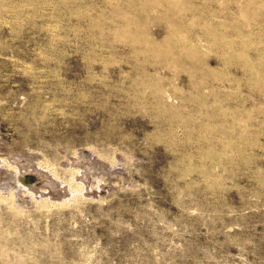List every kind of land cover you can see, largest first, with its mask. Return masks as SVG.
<instances>
[{
    "label": "rangeland",
    "instance_id": "374dc122",
    "mask_svg": "<svg viewBox=\"0 0 264 264\" xmlns=\"http://www.w3.org/2000/svg\"><path fill=\"white\" fill-rule=\"evenodd\" d=\"M231 1H0V264H264V0Z\"/></svg>",
    "mask_w": 264,
    "mask_h": 264
},
{
    "label": "bare ground",
    "instance_id": "6f19581e",
    "mask_svg": "<svg viewBox=\"0 0 264 264\" xmlns=\"http://www.w3.org/2000/svg\"><path fill=\"white\" fill-rule=\"evenodd\" d=\"M0 1H1V0H0ZM4 1H5V0H4ZM151 1H152V0H151ZM153 1H154V0H153ZM153 1L150 2V0H149L150 3H153V4H154ZM211 1H212V0H211ZM214 1H215V0H214ZM230 1H231V0H230ZM123 2H124V1H123ZM145 2H146V1H145ZM159 2H160V1H159ZM168 2H169V0H168ZM231 2H232V1H231ZM160 3H161V2H160ZM170 3H171V2H170ZM174 3H175V2H174ZM117 4H118V3H117ZM147 4H148V3H147ZM153 4H152V5H153ZM181 4H182V2H181ZM191 4H192V3H191ZM2 5H4V4H2ZM150 5H151V4H150ZM165 5H166V4H165ZM176 5H177V4H176ZM145 6H146V5H145ZM147 6H148V5H147ZM192 6H193V5H192ZM104 7H105V6H104ZM104 7H103V8H104ZM123 7H124V6H123ZM151 7H153V6H151ZM151 7H150V8H151ZM159 8H160V7H159ZM200 8H201V7H200ZM1 9H3V8H1ZM207 9H208V8H207ZM214 9H215V7H214ZM152 10H153V9H152ZM152 10H151V11H152ZM175 10H176V9H175ZM109 11H110V10H109ZM176 11H177V10H176ZM191 11H193V10H191ZM205 11H206V10H205ZM216 11H217V10H216ZM218 11H219V10H218ZM0 13H1V12H0ZM182 13H183V12H182ZM7 14H8V13H7ZM191 14H192V13H191ZM195 14H196V13H195ZM210 14H211V13H210ZM262 14H263V13H262ZM262 14H261V15H262ZM192 15H193V14H192ZM214 15H215V13H214ZM250 15H251V14H250ZM135 16H136V15H135ZM148 16H149V15H148ZM164 16H165V15H164ZM186 16H187V15H186ZM198 16H199V15H198ZM203 16H204V15H203ZM108 17H109V16H108ZM166 17H167V16H166ZM176 17H177V16H176ZM179 17H180V16H179ZM201 17H202V16H201ZM205 17H206V16H205ZM261 17H262V16H261ZM173 18H174V17H173ZM177 18H178V17H177ZM166 19H167V18H166ZM250 19H251V18H250ZM112 20H113V19H112ZM254 20H255V19H254ZM148 21H149V20H148ZM198 21H199V20H198ZM100 22H102V21H100ZM122 22H123V21H122ZM225 22H226V21H225ZM230 22H231V21H230ZM131 23H132V22H131ZM176 23H177V22H176ZM256 23H257V22H256ZM134 24H135V23H134ZM151 24H152V22H151ZM202 24H203V23H202ZM207 24H208V23H207ZM230 24H231V23H230ZM245 24H246V23H245ZM103 25H104V24H103ZM93 26H94V25H93ZM135 26H136V25H135ZM170 26L173 27L174 25H171V24H170ZM176 26H177V25H176ZM179 26H180V25H179ZM179 26H177V30H178V31L181 30ZM212 26H213V25H212ZM171 27H169V28H171ZM178 27H179V28H178ZM107 28H108V27H107ZM131 28H133V27H131ZM182 28H183V27H182ZM201 28H202V27H201ZM133 29H134V28H133ZM133 29H131V30H133ZM137 29H138V28H137ZM186 29H187V28H186ZM236 29H237V28H236ZM104 30H105V29H104ZM201 30H202V29H201ZM228 30H229V29H228ZM172 31H173V30H169V32H172ZM232 31H233V30H232ZM130 33H131V31H130ZM133 33H134V31H133ZM180 33H181V32H180ZM180 33H179V34H180ZM221 33H222V32H221ZM232 33H233V32H232ZM131 34H132V33H131ZM134 34H135V33H134ZM141 34H142V32H141ZM177 34H178V32L173 33L172 35H177ZM181 34H182V33H181ZM189 34H190V33H189ZM207 34H208V33H207ZM212 34H213V33H212ZM219 34H220V33H219ZM226 34H227V33H226ZM243 34H244V33H243ZM243 34H242V35H243ZM172 35H171V36H172ZM195 35H196V34H195ZM132 36H133V34L131 35V37H132ZM143 36H144V35H143ZM197 36H198V35H197ZM204 36H205V35H204ZM212 36H213V35H212ZM222 36H224V35H222ZM235 36H236V35H235ZM245 36H247V35L245 34ZM134 37H137V36H134ZM141 38H142V37H141ZM144 38H145V37H144ZM144 38H143V39H144ZM165 38H166V37H165ZM213 38H214V37H213ZM218 38H219V37H218ZM226 38H227V37H226ZM168 39H169V37H168ZM168 39H167V40H168ZM178 39H179V38H178ZM184 39H185V38H184ZM215 39H216V38H215ZM260 39H261V38H260ZM106 40H107V39H106ZM108 40H109V37H108ZM110 40H111V39H110ZM169 40H170V39H169ZM169 40H168V41H169ZM209 40H210V39H209ZM183 41H184V40H183ZM222 41H223V40H222ZM129 42H130V41H129ZM172 42H173V40H172ZM206 42H207V41H206ZM162 43H163V42H162ZM194 43H195V42H194ZM119 44H120V43H119ZM165 44H166V41H165ZM187 44H188V43H187ZM209 44H210V43H209ZM145 45H146V44H145ZM160 45H161V44H159V43H157V42H155V41H154V42L152 41V42H151V45H150V46H152V52H153V53H156V52L158 51V49L160 48ZM162 45H164V44H162ZM171 45H172V44H171ZM158 46H159V47H158ZM166 46H168V45H166ZM235 46H236V45H235ZM168 47H169V46H168ZM189 47H190V46H189ZM229 47H230V46H229ZM135 48H136V47H135ZM161 48H162V47H161ZM224 48H225V47H224ZM174 49H175V48H174ZM188 49H189V48H188ZM224 50H225V49H224ZM184 51H185V50H184ZM233 51H234V50H233ZM145 52H146V51H145ZM149 52H150V51H149ZM192 52H193V51H192ZM158 53H159V52H158ZM197 53H198V52H197ZM223 53H224V52H223ZM227 53H228V52H227ZM227 53H226V54H227ZM229 55H230V54H229ZM159 56H160V55H159ZM180 56H182V55H180ZM261 58H262V57H261ZM254 59H255V58H254ZM154 60H155V58H154ZM220 60H221V58H220ZM176 62H177V61H176ZM240 63H241V61H240ZM182 64H183V63H182ZM221 64H222V63H221ZM224 65H225V64H224ZM227 65H228V64H227ZM238 65H239V64H238ZM183 66H184V65H183ZM193 66H195V65H193ZM180 68H181V67H180ZM184 69H185V68H184ZM196 69H197V68H196ZM255 69H256V68H255ZM190 70H191V69H190ZM202 70H203V69H202ZM211 70H212V69H211ZM195 71H196V70H195ZM204 72H205V71H204ZM208 72H209V71H208ZM195 73H196V72H195ZM207 74H208V73H207ZM201 76H202V75H201ZM210 77H211V76H210ZM210 77H209V78H210ZM216 77H217V76H216ZM220 77H221V76H220ZM253 77H254V76H253ZM145 78H146V77H145ZM157 78H158V77H157ZM212 78H213V76H212ZM212 78H211V79H212ZM191 79H192V78H191ZM219 79H220V78H219ZM156 81H160V79H158V80H156ZM216 81H217V80H216ZM253 81H254V80H253ZM152 82H153V81H152ZM152 82H151V83H152ZM160 82H161V81H160ZM160 82H159V83H160ZM167 82H168V81H167ZM211 82H212V81H211ZM230 82H231V81H230ZM246 82H247V81H246ZM147 83H148V82H147ZM213 83H214V82H213ZM256 83H257V82H256ZM152 84H153V83H152ZM190 84H191V83H190ZM199 84H200V83H199ZM139 85H140V84H139ZM139 85H138V86H139ZM142 85H143V84H142ZM144 85H145V84H144ZM193 85H194V84H193ZM203 85H204V84H203ZM156 87H157V86H156ZM160 87H161V86H160ZM164 87H165V86H164ZM139 88H140V87H139ZM139 88H138V89H139ZM141 89H142V88H141ZM213 89H214V88H213ZM136 90H137V89H136ZM203 90H204V89H203ZM148 91H150V90H148ZM151 92H152V91H151ZM153 92H154V91H153ZM214 92H215V91H214ZM232 92H233V91H232ZM226 93H227V92H226ZM143 95H145V94H143ZM150 95H152V94H150ZM159 95H161V94H159ZM195 95H196V94H195ZM204 95H205V94H204ZM139 97H140V96H139ZM127 98H128V97H127ZM148 98H149V97H148ZM148 98H147V99H148ZM130 99H131V98H130ZM133 99H134V98H133ZM222 99H223V98H222ZM220 100H221V99H220ZM149 103H150V102H149ZM157 103H158V102H157ZM160 104H161V103H160ZM148 105H149V104H148ZM184 106H185V105H184ZM164 107H165V106H164ZM164 107H163V109H164ZM153 108H154V107H153ZM168 110H169V109H168ZM219 110H220V109H219ZM158 111H159V110H158ZM230 111H231V110H230ZM197 112H198V111H197ZM163 113H164V112H163ZM195 113H196V112H195ZM211 113H212V112H211ZM182 114H183V113H182ZM179 116H180V115H179ZM158 117H159V116H158ZM206 117H207V116H206ZM166 118H167V117H166ZM177 118H178V117H177ZM193 118H194V117H193ZM209 118H210V117H209ZM251 118H252V117H251ZM170 119H171V118H170ZM172 119H173V118H172ZM172 119H171V120H172ZM210 119H211V118H210ZM236 119H237V118H236ZM192 120H193V119H192ZM198 120H199V119H198ZM256 120H257V119H256ZM263 120H264V119H263ZM164 122H166V121H164ZM223 122H224V121H223ZM228 122H229V121H228ZM180 123H181V122H180ZM182 124H185V123H182ZM163 125H164V123H163ZM251 126H252V125H251ZM260 126H261V125H260ZM178 127H179V126H178ZM215 127H217V126H215ZM180 128H181V127H180ZM184 128H185V127H184ZM185 129H187V128H185ZM227 130H228V129H227ZM182 131H183V130H182ZM190 131H193V130H190ZM202 131H203V130H202ZM234 131H235V130H234ZM196 132H197V131H196ZM170 134H171V132H170ZM190 134H191V133H190ZM198 134H199V133H198ZM223 135H224V134H223ZM225 135H226V134H225ZM227 135H228V134H227ZM168 136H169V135H168ZM171 136H172V135H171ZM250 136H251V135H250ZM244 138H245V137H244ZM198 139H199V138H198ZM229 139H230V138H229ZM170 140H172V139H170ZM229 141H231V140H229ZM165 142H167V141H165ZM186 142H187V141H186ZM232 142H233V141H232ZM194 143H195V141H194ZM167 144H169V143L167 142ZM191 144H192V143H191ZM234 144H235V143H234ZM196 145H198V144H196ZM214 145H215V144H214ZM236 145H237V144H236ZM193 146H194V145H193ZM236 147H237V146H236ZM185 150H186V149H185ZM231 150H232V149H231ZM235 150H236V149H235ZM220 152H221V151H220ZM246 153H247V152H246ZM205 155H206V154H205ZM236 155H237V154H236ZM228 157H229V156H228ZM241 157H242V156H241ZM249 157H250V156H249ZM191 161H192V160H191ZM177 163H178V162H177ZM200 171H201V170H200ZM189 173H190V172H189ZM203 173H204V172H203Z\"/></svg>",
    "mask_w": 264,
    "mask_h": 264
}]
</instances>
